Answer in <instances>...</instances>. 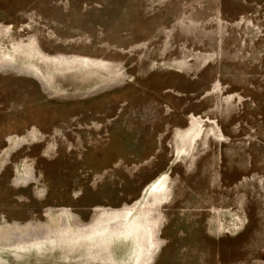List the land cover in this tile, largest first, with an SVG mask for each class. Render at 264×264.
I'll return each mask as SVG.
<instances>
[{"label": "rangeland", "instance_id": "rangeland-1", "mask_svg": "<svg viewBox=\"0 0 264 264\" xmlns=\"http://www.w3.org/2000/svg\"><path fill=\"white\" fill-rule=\"evenodd\" d=\"M0 264H264V0H0Z\"/></svg>", "mask_w": 264, "mask_h": 264}, {"label": "bare ground", "instance_id": "bare-ground-1", "mask_svg": "<svg viewBox=\"0 0 264 264\" xmlns=\"http://www.w3.org/2000/svg\"><path fill=\"white\" fill-rule=\"evenodd\" d=\"M157 186H159V183H157ZM126 208H123L121 210H116V212H114V215L117 214V217L115 216H109V224L107 225L108 228H111L113 226H116V228H120V229H123L124 230V224L126 223L124 220H125V217H123V211L125 210ZM98 211V210H97ZM66 225V224H65ZM126 225V224H125ZM99 228L100 226H102V222H100V224L98 225ZM103 230V229H102ZM100 230V231H102ZM21 241V240H20Z\"/></svg>", "mask_w": 264, "mask_h": 264}]
</instances>
